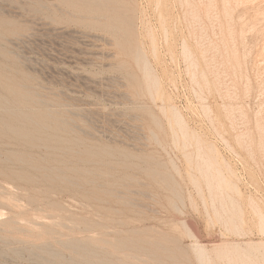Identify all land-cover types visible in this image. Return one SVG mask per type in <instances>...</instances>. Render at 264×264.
Wrapping results in <instances>:
<instances>
[{"label":"rangeland","instance_id":"obj_1","mask_svg":"<svg viewBox=\"0 0 264 264\" xmlns=\"http://www.w3.org/2000/svg\"><path fill=\"white\" fill-rule=\"evenodd\" d=\"M25 2L18 18V1L0 0V17L15 18L9 28L18 31L0 40V75L62 111L68 136L81 141L73 151L107 153L73 157V166L92 172L73 176L110 193L17 179L11 172L26 167L6 159L13 150L58 163L44 147L0 138V264H61L42 249L70 258L61 243L70 238L138 264L104 241L133 227L174 237L169 244L185 252L184 264H201L197 244L214 264H228L219 254L235 247L250 254L247 264H264V0H134L138 60L112 33L77 21L63 0ZM218 178L227 181L222 189Z\"/></svg>","mask_w":264,"mask_h":264},{"label":"bare ground","instance_id":"obj_2","mask_svg":"<svg viewBox=\"0 0 264 264\" xmlns=\"http://www.w3.org/2000/svg\"><path fill=\"white\" fill-rule=\"evenodd\" d=\"M17 1L20 11L18 18H21L24 9H26V2L25 0ZM63 1L68 8L73 9V15H75L77 21L81 24L91 26L92 28L103 29L112 33L115 35L121 50L124 51L125 54L136 51L135 57L138 60L139 53L141 51L133 48L132 40L134 26L133 12L135 9L134 0ZM15 20V18L9 16L7 17L5 15L3 18L0 17V40H6L9 35L18 33V31H14L9 28L11 23ZM178 22L180 21L178 20ZM0 52H4V49L1 47ZM146 77L148 87L151 88V86L156 83V80L148 66H146ZM15 79L16 78H13L5 73L0 75V89L11 93L10 95L0 93V138L12 140L30 147H44L49 151L48 157L53 159L56 163H58V165L56 167H48L44 163L48 160V158L47 160L44 158V160L41 161L37 158L39 160L38 161L32 156L13 150L9 153V156H7L6 159L15 160L18 163L25 165L26 170H13L11 172L12 175L17 179L28 182H33L42 178L50 181L58 179L64 185H87L89 186L86 188L87 194L92 193L93 195L99 196V198L106 193H110V190H106L103 186L100 189L98 186L94 185L92 179L88 176L80 177L79 179L73 176V173H92L89 170H83L77 166H73V157H77L82 161H89L92 160L93 157L99 156V158H101L107 153L93 150L92 148L73 151L75 146L81 141L77 138L68 136L69 123L67 122V119L62 116V111L51 107L48 99L41 97L40 94L30 90L26 84L21 82V80ZM10 98L14 101H18V103H9V101H11ZM175 118L177 122L182 125L183 120L180 119V114H175ZM68 161H70L71 164L67 165L66 162ZM32 171L34 173H32ZM69 172L72 174H69ZM147 174L153 178H155V176L162 175L156 170H148ZM218 174L220 175V172H218ZM215 181L217 182V189H222L221 183L227 182L222 178H218ZM134 193L136 194V192ZM34 198L35 195H32L31 199ZM116 198H118V200L123 199V197L117 195ZM179 201H181V199ZM120 202H123V200ZM176 210H179V208L177 209L176 207ZM261 220H264L263 216H261ZM188 222L191 223V221ZM191 226L193 227L194 223ZM195 229H197V227H195ZM195 229H193V231ZM148 231L149 229L147 227H133L126 230V235H120L115 241H108L106 239L104 241L114 246L117 250H128V254L132 255L134 258H138V264H153L154 261L161 262L162 264H184L185 252H183V250L176 244L175 246H171L169 244V242L176 241L174 237L153 236L149 235ZM61 243L63 247L72 252V256L70 258H66L61 251H54L49 247H45V249L43 248L42 250L46 253L48 258L61 264H120V261L110 259L104 252L98 251L96 245H92L86 240L70 238L62 240ZM220 244L213 243L212 246L216 248L220 246ZM195 249L198 260L201 264H214L210 256V252L206 248L205 244H197ZM219 256L222 259H226L228 264H235L238 260L244 262V258L250 259L249 253L240 251L237 247H235L234 250L226 248L220 252ZM124 264L133 263L124 262ZM244 264H247V261L244 262Z\"/></svg>","mask_w":264,"mask_h":264}]
</instances>
